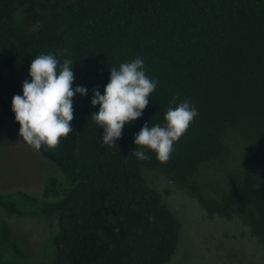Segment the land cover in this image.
Wrapping results in <instances>:
<instances>
[{"label": "trees", "instance_id": "trees-1", "mask_svg": "<svg viewBox=\"0 0 264 264\" xmlns=\"http://www.w3.org/2000/svg\"><path fill=\"white\" fill-rule=\"evenodd\" d=\"M15 11L29 18L24 27L13 24ZM0 49L15 57L19 70L0 72V111L18 134L12 99L23 95L38 55L71 59L73 88L88 90L73 98V132L57 149L37 152L63 179L55 187L51 179L43 191L55 199L40 208L42 216L55 218L48 264L169 259L178 223L143 183L141 167L194 198L207 218H240L264 252V190L257 177H245L213 199L201 190L200 176L220 157L226 127H264V0H0ZM137 57L157 87L142 116L124 126L116 147H108L103 128L90 118L99 111L91 106L92 90L103 95L110 70ZM174 96L176 104L188 100L198 115L169 161L161 163L151 151H145L147 160L130 155L145 124L165 125ZM0 209L17 214L7 195H0Z\"/></svg>", "mask_w": 264, "mask_h": 264}, {"label": "rangeland", "instance_id": "rangeland-1", "mask_svg": "<svg viewBox=\"0 0 264 264\" xmlns=\"http://www.w3.org/2000/svg\"><path fill=\"white\" fill-rule=\"evenodd\" d=\"M12 20L24 27L29 18L15 11ZM16 62L0 49V72L17 74ZM222 147L218 160L200 170L205 196L214 199L250 175L264 190V127L259 132L226 127ZM139 173L178 223L175 249L163 264H264L263 250L240 218H207L194 198L163 175L145 167ZM51 179L53 187L63 185L59 172L20 138L0 111V195H7L17 212L8 215L0 209L1 264H48L51 259L55 218L40 213L43 202L55 200L43 197Z\"/></svg>", "mask_w": 264, "mask_h": 264}, {"label": "clouds", "instance_id": "clouds-1", "mask_svg": "<svg viewBox=\"0 0 264 264\" xmlns=\"http://www.w3.org/2000/svg\"><path fill=\"white\" fill-rule=\"evenodd\" d=\"M59 55L66 56V50ZM29 75L31 81L23 82V95H15L12 99V111L20 125L19 136L37 152L42 147L55 150L61 140L73 132L74 96H85L88 90L83 86L73 88V61L65 58L61 63L53 53H42L34 58ZM157 83L146 75L144 61L137 57L120 64L119 69L110 70V80L103 95L98 89L92 90L91 106L99 105V111L90 118L104 130L103 145L116 147L124 126L142 116ZM178 99L174 96L172 103L176 104ZM197 115V109L188 100L169 107L164 126L145 124L134 136L136 147L130 155L147 160L149 157L145 151H151L158 161L167 163L174 144L187 133Z\"/></svg>", "mask_w": 264, "mask_h": 264}]
</instances>
